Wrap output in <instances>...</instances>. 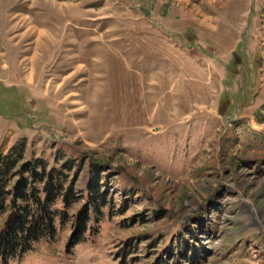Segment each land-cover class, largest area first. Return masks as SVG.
Segmentation results:
<instances>
[{
    "label": "rangeland",
    "instance_id": "obj_1",
    "mask_svg": "<svg viewBox=\"0 0 264 264\" xmlns=\"http://www.w3.org/2000/svg\"><path fill=\"white\" fill-rule=\"evenodd\" d=\"M93 164L108 204L10 264H264V0H0V148ZM188 245V244H186Z\"/></svg>",
    "mask_w": 264,
    "mask_h": 264
},
{
    "label": "trees",
    "instance_id": "obj_2",
    "mask_svg": "<svg viewBox=\"0 0 264 264\" xmlns=\"http://www.w3.org/2000/svg\"><path fill=\"white\" fill-rule=\"evenodd\" d=\"M25 141L0 148V264L19 260L41 240L53 242L58 227L70 225L69 250L84 241L90 215L96 223L107 206V189L100 185L97 164L87 183L85 202L74 213L70 210L80 201L75 187L77 172L71 162L49 167L41 159L24 160ZM188 244V245H186ZM184 246L190 255L186 264H203L210 250L201 246ZM179 264V261H177Z\"/></svg>",
    "mask_w": 264,
    "mask_h": 264
}]
</instances>
